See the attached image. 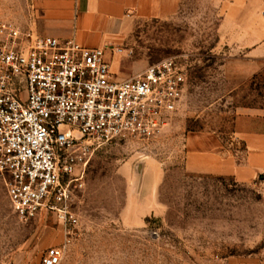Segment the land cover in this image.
<instances>
[{
  "label": "rangeland",
  "instance_id": "1",
  "mask_svg": "<svg viewBox=\"0 0 264 264\" xmlns=\"http://www.w3.org/2000/svg\"><path fill=\"white\" fill-rule=\"evenodd\" d=\"M37 2L0 0V21L43 35ZM225 2L183 0L176 15L140 21L105 47L120 80L176 57L188 74L182 104L159 135L94 151L82 185L71 184L76 225L46 208L20 219L0 178V264H46L55 245L58 264H264L263 191L185 166L188 132L229 140L240 112L264 106V60L225 40Z\"/></svg>",
  "mask_w": 264,
  "mask_h": 264
},
{
  "label": "built area",
  "instance_id": "2",
  "mask_svg": "<svg viewBox=\"0 0 264 264\" xmlns=\"http://www.w3.org/2000/svg\"><path fill=\"white\" fill-rule=\"evenodd\" d=\"M110 64L105 47L0 21V178L20 219L46 208L76 225L71 184L82 185L94 151L159 135L182 104L188 74L176 57L121 80ZM63 253L51 246L44 262Z\"/></svg>",
  "mask_w": 264,
  "mask_h": 264
},
{
  "label": "crops",
  "instance_id": "3",
  "mask_svg": "<svg viewBox=\"0 0 264 264\" xmlns=\"http://www.w3.org/2000/svg\"><path fill=\"white\" fill-rule=\"evenodd\" d=\"M182 1L38 0L37 10L42 34L107 47L140 21L176 15ZM222 22L221 32L233 48L264 60V0H226ZM185 146L187 171L255 184L264 193V106L240 112L229 140L213 131H190Z\"/></svg>",
  "mask_w": 264,
  "mask_h": 264
}]
</instances>
